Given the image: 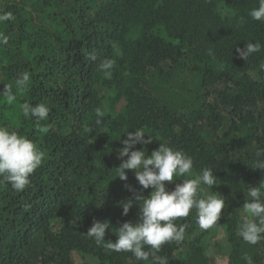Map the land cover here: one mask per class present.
Instances as JSON below:
<instances>
[{
  "label": "trees",
  "instance_id": "1",
  "mask_svg": "<svg viewBox=\"0 0 264 264\" xmlns=\"http://www.w3.org/2000/svg\"><path fill=\"white\" fill-rule=\"evenodd\" d=\"M258 0H0V23L8 36L0 45V91L11 85L16 100L0 97V127L31 140L43 153L23 191L0 179V264H210L211 228L197 213L177 218L184 239L161 247L146 261L114 252L118 227L139 220L152 188L142 189L134 172L117 176L126 132L143 130L160 144L193 160V177L209 168L212 192L225 201L218 226L227 264H264V240L256 245L237 235L248 189L264 183L253 169L264 148V23L248 15ZM259 41L247 61L236 52ZM94 56L95 59L91 57ZM115 61L105 75L100 65ZM30 73L17 92L15 80ZM50 108L39 131L23 116V103ZM104 113L96 125V109ZM264 158V157H262ZM127 159V157H124ZM166 190L174 184L165 182ZM204 189L207 186H203ZM132 202L127 215L123 203ZM108 221L105 241L87 234L93 221ZM214 247V246H213ZM145 250H148L146 246Z\"/></svg>",
  "mask_w": 264,
  "mask_h": 264
},
{
  "label": "clouds",
  "instance_id": "2",
  "mask_svg": "<svg viewBox=\"0 0 264 264\" xmlns=\"http://www.w3.org/2000/svg\"><path fill=\"white\" fill-rule=\"evenodd\" d=\"M250 18L264 23V0H258V5L250 10ZM11 12L0 14V23L13 20ZM8 36L0 32V45H7ZM262 45L259 41L248 42L244 48H237L239 56L247 61L250 56L260 52ZM95 59L94 56L91 57ZM115 61L107 60L100 65L106 77L111 75ZM264 69V64L260 65ZM30 82V73L23 72L15 80L17 92H23ZM8 104L16 100L11 85H5L0 91ZM23 116L33 119L41 132H47L46 127L40 126L41 121H46L50 108L43 103H23L21 105ZM96 125L103 126L104 113L96 109ZM122 141L123 147L118 151V158L122 160L116 168L117 176L127 180L126 170L134 172L135 178L142 189L152 188L147 198L137 196L138 201H143L140 207L139 220L135 223L124 222L117 231L115 242H107V248L114 252H131L137 261H146L161 247L170 242H181L184 239L185 227L176 226L177 218L187 217L192 209L196 210L197 223L201 229L207 230L217 225L221 217L225 201L221 195L204 194V187L211 188L216 185L217 177L209 168L201 170L194 178L183 179L176 184L174 190H166L165 182H174V177H193V160L182 150L160 144L158 150L147 155L145 149L133 150L137 144L151 143L145 139L141 129L128 131ZM127 157V159H124ZM254 170L264 171V148L256 152ZM44 153L28 138L0 127V179L9 183L16 191H23L30 184V175L41 166ZM248 197L243 204L245 215L239 226L237 235L244 242L256 245L264 240V183L248 189ZM132 202H124L123 215H127ZM110 228L108 221H93L86 235L95 239L99 244L104 242L106 230ZM146 246L148 250H145ZM245 264H253L251 256L243 257Z\"/></svg>",
  "mask_w": 264,
  "mask_h": 264
},
{
  "label": "rangeland",
  "instance_id": "3",
  "mask_svg": "<svg viewBox=\"0 0 264 264\" xmlns=\"http://www.w3.org/2000/svg\"><path fill=\"white\" fill-rule=\"evenodd\" d=\"M170 184H179V182L177 180H174V182H169ZM206 192H212V187L208 188L205 187L204 189ZM209 245H208V261L210 264H227L226 263V253L224 252L223 249L225 243V239L223 236V232L221 227L218 226V222L217 225L213 226L211 228V232L209 235ZM214 246V247H213ZM74 264H85L84 261L79 258L76 257V259L74 260Z\"/></svg>",
  "mask_w": 264,
  "mask_h": 264
}]
</instances>
